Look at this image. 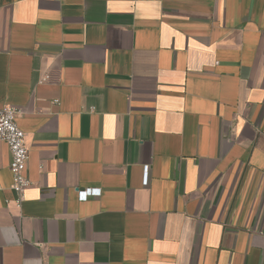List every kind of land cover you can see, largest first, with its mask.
<instances>
[{"label": "crops", "instance_id": "obj_1", "mask_svg": "<svg viewBox=\"0 0 264 264\" xmlns=\"http://www.w3.org/2000/svg\"><path fill=\"white\" fill-rule=\"evenodd\" d=\"M5 104L0 264H264V0H0Z\"/></svg>", "mask_w": 264, "mask_h": 264}, {"label": "built area", "instance_id": "obj_2", "mask_svg": "<svg viewBox=\"0 0 264 264\" xmlns=\"http://www.w3.org/2000/svg\"><path fill=\"white\" fill-rule=\"evenodd\" d=\"M44 77L43 80H46ZM21 110L13 105L5 104L0 108V141L7 142L12 159L10 170L13 175L12 188L17 194V203H21L25 196L26 189L31 185L27 175L29 162V148L26 142V133L19 127L17 118ZM148 181V166L144 169V183ZM101 194V188H85L79 190V199L87 200L91 196ZM264 237V229L262 230Z\"/></svg>", "mask_w": 264, "mask_h": 264}]
</instances>
